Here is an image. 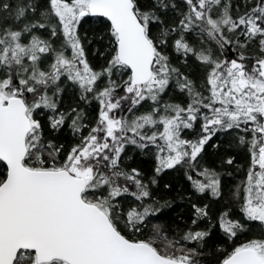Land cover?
<instances>
[{
  "label": "snow or ice",
  "instance_id": "1",
  "mask_svg": "<svg viewBox=\"0 0 264 264\" xmlns=\"http://www.w3.org/2000/svg\"><path fill=\"white\" fill-rule=\"evenodd\" d=\"M0 264H264V0H0Z\"/></svg>",
  "mask_w": 264,
  "mask_h": 264
},
{
  "label": "trees",
  "instance_id": "2",
  "mask_svg": "<svg viewBox=\"0 0 264 264\" xmlns=\"http://www.w3.org/2000/svg\"><path fill=\"white\" fill-rule=\"evenodd\" d=\"M226 139L227 138H225V142H226ZM210 149L211 148H209V153H213L215 151V150H210ZM213 158L214 157H210V159H213ZM132 162L133 163H141L145 167L151 166L150 157L140 156L138 154H134V160ZM165 183L174 185L176 191L179 192L183 186L182 185V176L180 173H170L167 175L161 174V177L159 178L158 186H154V187H158L160 190H163V185ZM173 195L175 196L176 193H173ZM164 211L169 218H174L175 216L182 214L186 211V203H185V201H182L177 196L176 199L174 200V202L171 204L170 210L165 209Z\"/></svg>",
  "mask_w": 264,
  "mask_h": 264
},
{
  "label": "bare ground",
  "instance_id": "3",
  "mask_svg": "<svg viewBox=\"0 0 264 264\" xmlns=\"http://www.w3.org/2000/svg\"><path fill=\"white\" fill-rule=\"evenodd\" d=\"M210 150H214V149H210Z\"/></svg>",
  "mask_w": 264,
  "mask_h": 264
}]
</instances>
